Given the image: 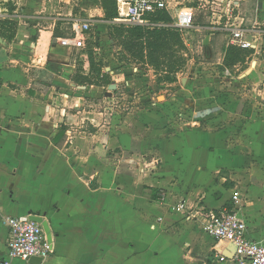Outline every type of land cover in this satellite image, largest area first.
<instances>
[{
	"label": "crops",
	"instance_id": "obj_1",
	"mask_svg": "<svg viewBox=\"0 0 264 264\" xmlns=\"http://www.w3.org/2000/svg\"><path fill=\"white\" fill-rule=\"evenodd\" d=\"M240 2L264 25V0ZM95 3L0 0V262L5 219L34 215L53 248L42 264H222L204 215L236 192L247 237L264 245V58L202 81L201 128L177 131L154 107H137L131 126L114 107L85 110L67 85L74 49L57 41L74 20L103 22Z\"/></svg>",
	"mask_w": 264,
	"mask_h": 264
},
{
	"label": "rangeland",
	"instance_id": "obj_2",
	"mask_svg": "<svg viewBox=\"0 0 264 264\" xmlns=\"http://www.w3.org/2000/svg\"><path fill=\"white\" fill-rule=\"evenodd\" d=\"M100 1L97 0L95 3L98 8H101ZM6 2L10 4L12 0ZM169 3L173 15L177 8L191 7L193 25L199 29L194 26L183 31L181 38L184 49L176 52L175 58L159 59V66L152 60L148 49L130 53L124 51L115 43L114 34L107 24L91 19L90 31L82 49L65 53L74 66V71L65 69V76L72 75L71 81L66 84L73 85L74 93L84 99L85 110L104 112V109L110 110L114 107L115 111L121 112L122 116H125V121L131 125L138 120L137 107L145 111L147 107H154L158 113L165 114L169 122L177 126V131L183 129L185 124L190 128L191 126L201 128L204 125L201 123V110L204 105L201 101L202 81L211 80L213 76L248 73L251 67L247 66L248 64L244 65L245 61L264 58V25L246 21L243 11L245 12V8L248 10V7L244 8L240 1L169 0ZM238 24L246 30H255L262 35L257 40L260 51L257 54L243 53L242 60L238 61L240 63L235 62L237 67L234 68V63L230 65L231 54L237 50L230 47L225 32L214 28L222 30ZM206 26L208 28L204 29ZM63 31L69 34V26ZM208 48L209 51L206 53ZM174 50L178 49L174 47ZM178 56L182 59V65L177 74H174L170 69V63L178 60ZM223 67L227 71H224ZM111 82L118 85V90L110 92V97H105L104 94L108 92L107 88ZM216 85L217 83L212 84L215 87ZM128 92L132 93V98ZM169 107L173 109L170 110ZM141 166L142 170L151 169L143 163ZM154 172L156 170H153Z\"/></svg>",
	"mask_w": 264,
	"mask_h": 264
},
{
	"label": "built area",
	"instance_id": "obj_3",
	"mask_svg": "<svg viewBox=\"0 0 264 264\" xmlns=\"http://www.w3.org/2000/svg\"><path fill=\"white\" fill-rule=\"evenodd\" d=\"M241 1V0H238ZM239 3V2H237ZM166 12L173 20L172 27L180 32L193 28L192 8L182 6L177 8L175 16L171 15L169 0H117V23L141 27H165L155 23L152 17L157 12ZM226 33L229 45L243 51L257 54L260 46L257 40L262 34L255 30H246L241 24L214 28ZM90 31V24L82 20H74L70 24V35L59 39L57 43L69 50H80ZM264 49V46H263ZM242 196L236 192L231 197L230 209L223 208L219 211L205 212L203 230L206 236L216 244L227 243L233 246L231 258H227L217 250L211 256L217 263L225 264H264V245L251 241L246 235V225L239 215L242 207ZM185 209L184 204H178L177 211ZM5 224L8 227L6 254L0 264H12L19 260L28 264L32 258H37L43 263L53 254L51 240L48 239L42 224L32 221L27 216L7 217ZM210 261H212L210 259Z\"/></svg>",
	"mask_w": 264,
	"mask_h": 264
},
{
	"label": "trees",
	"instance_id": "obj_4",
	"mask_svg": "<svg viewBox=\"0 0 264 264\" xmlns=\"http://www.w3.org/2000/svg\"><path fill=\"white\" fill-rule=\"evenodd\" d=\"M117 0H101V8L103 9V18L101 19L108 25L114 34V40L120 45L124 51L133 52L135 50L148 49L149 54L157 66L160 64L158 60L161 58H175V53L184 49V42L181 38L179 30L172 27V21L166 12H157L153 17L155 23L163 24L165 27H141L131 26L127 24L117 23L116 11ZM12 26L14 23L10 22ZM176 47L178 50H174ZM241 51H232V60L230 65L242 60ZM179 58L170 63L172 73L177 74L182 65V59ZM229 65V64H228ZM229 65V66H230ZM111 84V83H110ZM109 84V85H110ZM225 208L230 209L231 205L226 204Z\"/></svg>",
	"mask_w": 264,
	"mask_h": 264
},
{
	"label": "water",
	"instance_id": "obj_5",
	"mask_svg": "<svg viewBox=\"0 0 264 264\" xmlns=\"http://www.w3.org/2000/svg\"><path fill=\"white\" fill-rule=\"evenodd\" d=\"M107 90H108V92H105V97H110V95H111V93L110 92H113V91H115L116 90V84L114 83V82H111V84L108 86V88H107ZM29 217H30V219L32 220V221H34V222H36V223H40V224H42V226H43V228H44V231H45V233L47 234V236H48V239L50 240V234H49V229H48V226H47V224H46V222H44L43 220H42V218H40V217H38V216H34V215H29ZM224 243L222 242V243H219L218 245H217V251L218 252H222L223 253V255L224 256H226L227 258H231V255H226L225 254V247L226 246H224L223 245ZM230 247L232 248V251L234 250V248H233V246H228V249H230ZM41 263V260L40 259H37V258H32V259H30L29 261H28V264H40Z\"/></svg>",
	"mask_w": 264,
	"mask_h": 264
},
{
	"label": "bare ground",
	"instance_id": "obj_6",
	"mask_svg": "<svg viewBox=\"0 0 264 264\" xmlns=\"http://www.w3.org/2000/svg\"><path fill=\"white\" fill-rule=\"evenodd\" d=\"M223 245L227 246V247L229 246L227 243H224ZM231 253H232V248L230 247L229 251L225 252V254L226 255H231Z\"/></svg>",
	"mask_w": 264,
	"mask_h": 264
}]
</instances>
